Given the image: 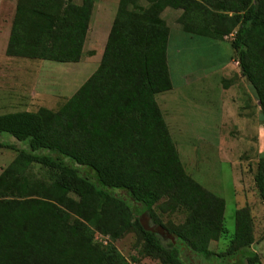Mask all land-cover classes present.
<instances>
[{
	"label": "trees",
	"instance_id": "1",
	"mask_svg": "<svg viewBox=\"0 0 264 264\" xmlns=\"http://www.w3.org/2000/svg\"><path fill=\"white\" fill-rule=\"evenodd\" d=\"M136 1L120 0L99 68L65 114L52 119L41 109L0 115V134L25 144L16 149L0 143L18 152L0 173V264H128L111 245L92 240L94 231L118 238V227L133 229L144 241V254L160 264H186L183 253L214 257L209 245L222 234L224 203L182 171L154 101L171 88L167 30L155 20L169 7L182 11L178 22L187 34L233 35L231 47L264 122V0L216 1V8L231 15H214L196 0H143L147 8L132 26L128 6ZM94 2L80 0L77 11H70L62 0H20L6 55L77 62ZM33 164L49 172L48 182L25 176ZM254 182L264 204V143ZM162 198H167L163 211L187 212L183 225L161 224L153 207ZM68 212L83 223L71 221ZM142 214L172 236L166 246L144 230ZM235 221L234 236L220 256L232 264H257L249 213L237 211Z\"/></svg>",
	"mask_w": 264,
	"mask_h": 264
},
{
	"label": "rangeland",
	"instance_id": "2",
	"mask_svg": "<svg viewBox=\"0 0 264 264\" xmlns=\"http://www.w3.org/2000/svg\"><path fill=\"white\" fill-rule=\"evenodd\" d=\"M196 1L214 15H231L216 8V1L220 0ZM62 2L65 10L77 11L80 6V0ZM119 3L120 0H95L80 58L75 63H59L6 55L20 0H0V115L36 113L41 109L52 113V119L59 117L62 111L65 114L71 99L99 68ZM147 5L137 0L134 7L128 6L133 15L132 26H138L135 22L140 21L142 9ZM181 13L164 8L155 20L167 30L165 54L171 88L156 94L154 101L182 171L224 203L222 234L209 245L214 257L205 260L183 253L181 259L186 264H232L228 257L220 255L225 253L234 236L235 213L246 210L252 220V249L259 257L257 264H264V204L254 182L264 143V122L258 99L242 75L231 47L233 35L209 39L187 34L178 22ZM0 143H10L16 149L25 147L3 133ZM17 155L15 150L0 148V173ZM24 174L30 179H49V172L34 164ZM166 200L162 198L153 207L158 220L165 228L183 225L187 212L183 209L163 211ZM68 216L71 221L82 222L70 212ZM139 219L140 224L148 228L157 227L146 214ZM117 230L121 235L118 238L94 231L92 240L101 247L111 245L128 264H160L158 259L144 254V241L133 229L121 231L118 227ZM156 234L166 246L169 238ZM60 261L58 258L54 262ZM243 264L246 261L243 260Z\"/></svg>",
	"mask_w": 264,
	"mask_h": 264
},
{
	"label": "water",
	"instance_id": "3",
	"mask_svg": "<svg viewBox=\"0 0 264 264\" xmlns=\"http://www.w3.org/2000/svg\"><path fill=\"white\" fill-rule=\"evenodd\" d=\"M141 225L144 228V230H146V231H150L153 233H159L161 235H166L170 240H172V236L164 228H162L160 226H157L155 228H148L143 223Z\"/></svg>",
	"mask_w": 264,
	"mask_h": 264
}]
</instances>
